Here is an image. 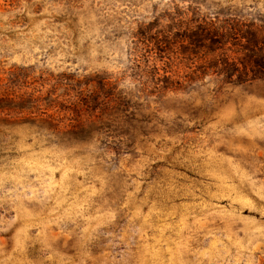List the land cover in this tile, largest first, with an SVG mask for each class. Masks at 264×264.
Masks as SVG:
<instances>
[{"label": "rangeland", "instance_id": "374dc122", "mask_svg": "<svg viewBox=\"0 0 264 264\" xmlns=\"http://www.w3.org/2000/svg\"><path fill=\"white\" fill-rule=\"evenodd\" d=\"M0 264H264V0H0Z\"/></svg>", "mask_w": 264, "mask_h": 264}]
</instances>
